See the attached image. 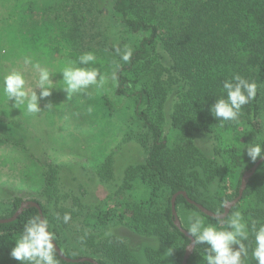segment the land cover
Instances as JSON below:
<instances>
[{
    "label": "rangeland",
    "instance_id": "obj_1",
    "mask_svg": "<svg viewBox=\"0 0 264 264\" xmlns=\"http://www.w3.org/2000/svg\"><path fill=\"white\" fill-rule=\"evenodd\" d=\"M27 1L0 0V120L14 121L12 132L17 135L12 139L9 130L0 126V218L11 213L16 197L24 203L32 201L20 189H29L28 183L23 184V174L30 178L38 169L53 174L56 197L46 194L45 204L54 216L60 209L69 212L70 220H63L69 224L63 231L67 238L64 248L78 259L106 264H173L174 248L166 247L157 235L139 234L130 226L133 210L143 198L154 200L143 206L144 212L152 213L163 212L170 200L162 186L155 199L134 173L149 157L151 137L136 118L134 101L117 96L115 90V74L140 37L115 19L114 0H66L57 19L53 13L49 17L30 13L21 22L19 17H26L23 9ZM5 20H10L8 26ZM60 24L73 28L71 44L57 42ZM49 35L58 45L46 46ZM162 77L166 83L167 76ZM101 92L112 99L113 111L102 102H94ZM181 101L180 94L169 91L165 102H158L149 113L170 140L169 154L175 158L191 153L190 146L186 152L175 151L185 136L173 127ZM228 121L219 118L213 134L192 139L204 155L200 174L206 179L201 189L205 196L234 195L238 180L247 173L241 175L227 165L214 168L208 161L218 160L222 165L216 150L236 148L253 158L260 151V139L251 127L229 129ZM261 171L264 179V168ZM105 173L110 176L101 175ZM35 199L43 201V197ZM261 207L264 209V204ZM109 209L121 213L122 219L106 230L85 227L87 216ZM177 214L180 222L185 219L183 211ZM191 215V226L196 228L199 215ZM222 247L247 264L239 245L229 240L213 245L215 252ZM121 251H125V258ZM198 256L203 264H215L205 253Z\"/></svg>",
    "mask_w": 264,
    "mask_h": 264
},
{
    "label": "trees",
    "instance_id": "obj_2",
    "mask_svg": "<svg viewBox=\"0 0 264 264\" xmlns=\"http://www.w3.org/2000/svg\"><path fill=\"white\" fill-rule=\"evenodd\" d=\"M65 2L29 0L23 9L26 17L19 19L25 22L30 13L45 17L53 13L57 19ZM113 16L132 34L140 37L115 74L116 95L134 101L136 118L151 137L149 157L134 173L141 177L155 199L159 186L164 187L170 197L161 213L144 212L143 206L154 200L143 198L133 210L134 218L130 226L139 234L157 235L166 247L174 248L173 264H182L191 241L174 224L173 197L185 192L192 201L221 215L225 206L239 196L242 182L238 180L234 195H223L218 199L205 196L201 189L206 179H201L200 174V169L204 167V155L194 146L193 137L213 134L217 120L228 118L229 129L239 125L253 129L260 139V151L253 158L236 148L216 150L222 165L216 162L218 160L208 162L214 168L227 165L228 169L241 171L242 175L264 157V0H114ZM4 23L8 26L10 20ZM5 30L8 31V28ZM56 30L60 40L57 42L61 46L74 40V30L70 25L60 24ZM55 44L49 35L46 46L51 48ZM45 61L49 63L47 59ZM162 75L167 76L166 83ZM168 89L182 96L173 116V127L179 128L185 136L181 138L182 146H177L175 151L186 152L187 147H191L190 154L178 158L169 154L170 140L149 114L158 102H165ZM94 102L98 105L102 102L110 111L114 109L112 99L102 92ZM13 123L0 120L1 128L9 130L12 139L17 136L12 132ZM187 167L197 169L191 171ZM263 168L264 163L250 179L242 200L231 208L226 219L208 217L182 195L177 198L176 210L183 211L185 217L181 219L182 227L196 240L188 264H203L198 256L200 253H205L215 264H242L227 247H222L220 252L214 251L213 245L224 240L243 249L247 264H264ZM33 174L30 178L23 174V184L28 183L29 189H20L21 192L31 196V202L40 206L47 231L65 257L77 260L79 257L73 251L64 248L67 238L63 231L69 224L63 220H70L69 212L60 209L54 216L45 204L46 194L50 198L56 197L53 174L38 169ZM101 175L110 176V173ZM213 176L209 175L210 182ZM37 196L43 197V201L36 200ZM22 203L24 199L16 197L11 213L0 220L12 218ZM192 212L199 215L197 229L191 226ZM121 219V213L109 209L87 216L84 224L91 231H101ZM121 252L125 258V251ZM151 260L154 261L153 256ZM98 263L106 264L103 261ZM0 264L91 263L63 260L43 230L39 210L29 207L16 221L0 224Z\"/></svg>",
    "mask_w": 264,
    "mask_h": 264
},
{
    "label": "water",
    "instance_id": "obj_3",
    "mask_svg": "<svg viewBox=\"0 0 264 264\" xmlns=\"http://www.w3.org/2000/svg\"><path fill=\"white\" fill-rule=\"evenodd\" d=\"M264 163V157H262L261 159H259L256 164L251 168V170L247 173H245L243 179H242V184H241V188L239 191V196L233 201L228 203L225 206V211L223 214L218 215L213 213L212 211H209L208 209H206L205 207H203L202 205L197 204L196 202L192 201L191 199L188 198L187 194L185 192H180L178 194H176L173 199H172V213H173V218H174V224L175 226L181 231V233H183L188 239H190V245L187 247L186 253H185V257L183 260L182 264H188L189 258L191 257V255L194 253L195 250V246H196V240L185 230L183 229L181 222L179 220L178 214H177V210H176V201L177 198L182 195L183 197L186 198V200L196 206L203 214H205L208 217L214 218V219H219V220H223L226 219L231 208L235 207L243 198L244 192L247 189V185L250 181V179L255 175L256 171L261 167V165ZM29 207H35L39 210L40 215H41V223L43 226V230L45 231L47 238L49 239V241L51 242V244L53 245V247L55 248V251L58 253V255L65 260L66 262H73V263H91V264H99L98 262H96L95 260L89 259V258H83V259H77V260H72V259H68L65 257V255L62 253V251L60 250V248L57 246V244L55 243L54 239L51 237V235L49 234V232L47 231V228L45 226V221H44V217L42 214V211L40 209V206L35 203V202H25L22 203L21 207L19 208V210L16 212V214L10 218V219H5V220H0V224H4V223H11L14 222L18 219V217L23 213V211Z\"/></svg>",
    "mask_w": 264,
    "mask_h": 264
}]
</instances>
